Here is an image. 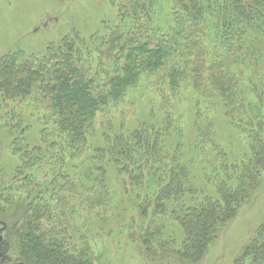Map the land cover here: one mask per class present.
I'll list each match as a JSON object with an SVG mask.
<instances>
[{
  "label": "trees",
  "instance_id": "obj_1",
  "mask_svg": "<svg viewBox=\"0 0 264 264\" xmlns=\"http://www.w3.org/2000/svg\"><path fill=\"white\" fill-rule=\"evenodd\" d=\"M170 1L173 28L168 34L158 35L150 27L154 0H128L119 24L88 40L77 34L66 37L40 61L4 57L0 97L29 101L46 112L36 118L42 144L57 149L58 161L67 164L65 173L50 182L62 203L83 200L92 210L105 207L111 200V170L139 214L147 217L153 208L156 215L171 216L184 232L182 249L174 255L182 263L199 264L264 177V0ZM158 73L167 78L154 85L162 107L170 108L182 90L190 89L197 97V124L201 106L214 103L246 136L249 154L230 165L219 161L212 172L218 173L216 181H206L214 194L193 187L182 143L173 144L175 115L170 111L161 124L151 118L130 128L123 123L115 131L111 123L98 134L99 143L93 136L109 107L121 104L142 76ZM43 150L32 153L41 157ZM28 153L21 155L17 175L28 163L36 164ZM78 161L88 164L80 175L73 173ZM38 202L10 199L0 210V220L11 226L6 238L0 235V251L15 247L24 264H78L62 253L61 242L41 223L67 228L73 214ZM140 237L149 239L147 233ZM235 264H264V225Z\"/></svg>",
  "mask_w": 264,
  "mask_h": 264
},
{
  "label": "rangeland",
  "instance_id": "obj_2",
  "mask_svg": "<svg viewBox=\"0 0 264 264\" xmlns=\"http://www.w3.org/2000/svg\"><path fill=\"white\" fill-rule=\"evenodd\" d=\"M127 1L0 0V60L20 55L22 62L40 61L50 46L58 45L66 37L77 34L88 40L117 26L120 10ZM140 1L149 4L152 0ZM154 4L150 27L156 29L158 35L168 34L173 28L172 2L154 0ZM165 79L163 73L142 76L138 88L129 91L121 104L109 107L98 118L93 136L98 142V134L111 123L115 131L123 123L130 128L137 122H151V118H154L153 123L161 124L170 111L175 115L173 144L178 140L182 143L181 153L190 163L193 187L214 194L213 185L209 183L208 187L206 181H216L218 173L212 172L219 166V161H228L226 163L230 165L241 162L249 154L246 136L225 118L218 106L216 110L214 103L201 106L202 117L197 124V97L190 89L182 90L179 97L171 101L170 108L162 107L161 96L154 85L166 82ZM45 113L42 107L29 101L20 103L0 97V210L6 208L10 199L17 203L20 198L29 202L37 198L39 204L57 207V213L68 211L73 214L72 219L68 218L67 228L48 224L45 220L41 223L47 231L50 228L54 239L61 242L62 253L78 264H185L174 255L180 253L184 241V232L179 225L170 219L171 216L165 218L154 214L152 207L147 217L139 214L115 182L111 170L108 175L111 200L105 207L92 210L84 204L82 197V203L77 201V204L74 200L70 201L71 205L62 203L64 199L61 195L56 196L58 189L52 188L50 182L53 176L65 173L67 164L58 161L60 152L57 149H48L42 144L41 127L36 118ZM41 147L44 148L42 155L36 157L32 151ZM25 151L35 156L36 164L30 167L28 163L17 175ZM77 163L79 167L73 173L80 175L88 169V164L83 161ZM8 212L14 211L8 209ZM263 225L264 177L237 217L221 230L199 264H235ZM10 228L8 222L0 220L2 239L6 238ZM146 233L147 241L140 237ZM158 234L164 235V239L157 237ZM0 252V264H24L15 247Z\"/></svg>",
  "mask_w": 264,
  "mask_h": 264
},
{
  "label": "flooded vegetation",
  "instance_id": "obj_3",
  "mask_svg": "<svg viewBox=\"0 0 264 264\" xmlns=\"http://www.w3.org/2000/svg\"><path fill=\"white\" fill-rule=\"evenodd\" d=\"M0 241H1V237H0ZM0 258H2V253L0 252Z\"/></svg>",
  "mask_w": 264,
  "mask_h": 264
}]
</instances>
